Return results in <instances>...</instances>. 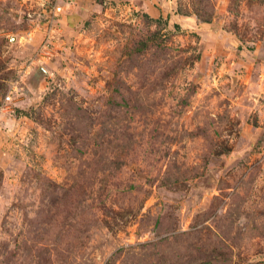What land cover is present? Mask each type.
Wrapping results in <instances>:
<instances>
[{"label": "rangeland", "instance_id": "obj_1", "mask_svg": "<svg viewBox=\"0 0 264 264\" xmlns=\"http://www.w3.org/2000/svg\"><path fill=\"white\" fill-rule=\"evenodd\" d=\"M0 264H264V0H0Z\"/></svg>", "mask_w": 264, "mask_h": 264}]
</instances>
